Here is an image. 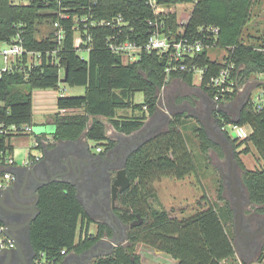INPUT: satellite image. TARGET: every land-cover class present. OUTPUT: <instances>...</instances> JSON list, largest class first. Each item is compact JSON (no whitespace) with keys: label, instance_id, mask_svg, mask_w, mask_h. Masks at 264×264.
<instances>
[{"label":"trees","instance_id":"16d2710c","mask_svg":"<svg viewBox=\"0 0 264 264\" xmlns=\"http://www.w3.org/2000/svg\"><path fill=\"white\" fill-rule=\"evenodd\" d=\"M158 1L176 5L193 3L195 0ZM254 2L255 0H198L184 26L186 34L205 42H209L208 35L212 36L208 27L220 28L216 47L226 50L223 60H213L208 48L186 60L190 66L197 65L206 69L200 87L211 98L216 90L209 85L211 77L231 64V77L236 80L237 87L252 75L261 74V88L264 89V35H244L251 20ZM61 13L69 14V18H62ZM119 14L127 22L123 26L125 31L129 32L130 27L134 26L135 31L131 32V36L136 35L140 42H144L147 37L145 21L154 15L147 0H0V41H10L20 34L27 49L48 52L43 55L39 65L4 72L0 77V166L5 165V160L14 154L15 147L11 139L19 134L11 132V126L33 123L34 91L56 88L61 81L62 68L68 70L66 81L71 86H85L86 92L81 96L58 97V108H66L71 113L62 114L59 111L54 114L56 139H76L86 131L87 137L103 144L106 152L118 143L109 138L106 124L100 117L111 119L118 131L130 134L145 124L144 116L141 114L117 118L119 109L136 112L142 111L146 106L149 115L155 114L159 109L163 88L168 81L166 56L159 52H144L139 59L126 62L106 45L107 37L115 29L107 25H91L92 20H107ZM83 16L88 17L87 29L84 22L79 20ZM56 21H60L64 28L65 36L61 40H58L53 28ZM181 26L175 12L167 15V31L176 33ZM203 28L204 31L201 30ZM78 33L85 38L92 37L88 58L79 55V50L74 45ZM83 46L88 47L87 44ZM23 61L26 62V57ZM171 77L182 78L188 85H194L191 71H175L169 78ZM139 91L144 93L143 103L134 101V96ZM236 96L237 90L227 94L229 100ZM78 108H83L84 112H78ZM189 117L191 116L186 112H175L169 118L162 116L159 121L165 125L131 151L125 166L130 185L119 194L116 213L125 222L138 215L143 219L141 224L130 231L133 243L144 242L157 251L168 253L177 264H222L223 260L232 257L237 251L235 237H231L226 231L216 208L210 204L189 217H173L170 210L160 207L154 187V183L163 178L182 180L197 172L195 153L188 145V136L182 131L185 120ZM213 118L220 127L235 123L250 128L249 136L242 140L233 139L227 132L225 134L235 148L239 166L244 170L242 179L250 201L257 206L256 214L262 216L264 108L258 110L255 100L248 98L235 118L223 109H216ZM196 133L204 154H208L211 149L221 150L209 138L203 125L196 128ZM41 138L42 135L37 136V139ZM248 143L255 145L259 159L263 160L262 167L246 168L239 159L237 148L246 144L242 152L248 153ZM4 172L0 168V176ZM224 191L222 185L219 196L222 199H226ZM76 192L73 184L64 181H54L39 189L40 213L31 223L30 239L38 255L43 252L52 264L62 262L66 252L78 246L77 240L81 234L92 235L89 227L93 220L77 198ZM227 204L233 215L229 201ZM2 225L0 221V226ZM105 231L112 233L107 224L100 222V234ZM261 252L258 260L254 261L255 264H264V243ZM120 253L121 258L124 254ZM124 258L130 257L125 255ZM252 263L244 261L242 264ZM95 264L122 262L118 256H111L101 258Z\"/></svg>","mask_w":264,"mask_h":264},{"label":"rangeland","instance_id":"374dc122","mask_svg":"<svg viewBox=\"0 0 264 264\" xmlns=\"http://www.w3.org/2000/svg\"><path fill=\"white\" fill-rule=\"evenodd\" d=\"M175 13L177 14V21L184 22L187 21L190 15L192 14V10L194 9L193 3H178L173 6ZM46 28H44L45 30ZM259 30V31H258ZM252 34L253 36L264 35V0H255L253 8H252V15L251 20L249 21L248 25L245 28L244 35ZM252 40V39H250ZM254 42V41H253ZM4 44L0 41V48ZM79 55L84 58H88L89 52L87 50H79ZM226 54V50L222 48H215L210 50V56L213 60H223L224 55ZM2 62V58L0 56V64ZM65 76V69L62 68L61 70V81L58 83L56 88H52L51 90L57 92V96L59 95H71V96H81L84 95L86 92L85 86H71L67 81H63ZM263 80V75L261 74H254L250 78H248L243 84L240 85L239 94L235 97L234 100L225 102L224 104L227 105V110L230 114L235 118L238 114L240 107L244 104V102L250 98L257 100V96L260 94L262 88L261 83ZM40 89H36L34 91V97H36V93ZM174 94L184 96V95H192V98L196 99L193 103L190 102H176L174 99ZM203 92L199 83H194V85L190 86L183 82H178L176 84L170 85L166 87L161 95L160 99V106L159 112L157 113L158 116L155 118L153 116H149V112L142 113L141 111H136L134 115H130L131 111L127 109H119L117 111V118H130L139 116L142 114L144 116V121L152 123L154 120H159L162 116H169L174 114L177 111L184 110V106H189L190 111H187L190 114V118H186L185 120V132L188 136V141L191 145V149L194 151L195 162L197 164V172L192 174L185 179L176 180L173 178H163L161 181H156L154 183V187L156 193L160 200V207L168 209L171 211L172 216L182 219L189 217L195 212H197L200 208H207L210 204L213 205L219 215L222 218V221L225 225L226 231L231 237H235L237 234L236 230V223H235V216H234V207L232 204L231 195L229 193V182L225 183L224 174L225 176H229V162L226 154L222 150L218 149H211L208 154H204L201 150L200 139L197 136L196 128L204 126V122L199 119L197 116L198 112L204 117L205 119V112L203 107L201 106L202 99H205L203 96ZM36 98H34L35 101ZM145 99L143 92H136L134 96V101L136 103H143ZM35 103H33V115L34 121L33 123V131L34 133L21 135V136H14L11 139V143L15 148L25 150V154L27 155H34L38 156L42 154V150L39 147L35 146V138L37 135L36 127L39 126V120L41 119V114L36 113ZM194 104V105H192ZM195 107H192V106ZM200 107H196L199 106ZM59 112L60 109L54 108ZM143 110H148V108H144ZM78 112H84L83 108H78ZM55 112V113H56ZM54 113V114H55ZM65 113H71L70 110ZM127 114V115H126ZM161 115V116H160ZM54 119V116L51 117ZM107 122L108 129H112V136L114 137L118 133L114 131L113 123L111 119H105ZM211 126L215 127L216 131L218 132L219 129L216 126L214 120L211 119ZM248 130L250 128L246 126ZM229 135L232 138H235L236 135L233 132L231 127H228ZM213 137V134H211ZM143 138V137H142ZM141 138V139H142ZM238 143V142H237ZM96 145L95 142H92V145ZM232 144V143H231ZM249 145V152H242L246 147V144L237 148L239 152V159L245 164L246 168L249 169H257L263 166V160L259 159L258 151L253 143H248ZM233 146V144H232ZM234 147V146H233ZM27 151V152H26ZM14 155V154H13ZM244 170L241 167H238L237 174L240 179V189L242 192V207H243V215L245 219L250 218L252 215L256 213L255 206L249 199L248 191L246 186L243 182L242 175ZM222 185L224 186V196L226 199L220 198V190ZM229 201L231 208L233 210V215L229 212V207L227 202ZM264 216V214L262 215ZM89 230L91 233H96V224L92 223L90 225ZM124 240H121V242ZM122 251L126 254L133 255L137 258L138 262H133L131 258H124L121 257V253L118 252L115 256H118L121 259L122 264H155V263H162L165 264H176L175 259L169 255L168 253H154V248L144 242H137L132 243L127 248L124 246L120 247ZM130 248V249H128ZM128 255V256H129ZM130 257V256H129ZM258 256H256L255 260H258ZM254 260V261H255ZM222 264H242L243 259L240 257L239 252L232 257L225 259L221 262ZM252 263V262H251ZM252 264H255L253 262Z\"/></svg>","mask_w":264,"mask_h":264},{"label":"flooded vegetation","instance_id":"af4514ba","mask_svg":"<svg viewBox=\"0 0 264 264\" xmlns=\"http://www.w3.org/2000/svg\"><path fill=\"white\" fill-rule=\"evenodd\" d=\"M202 100L201 106L207 118L212 114L214 100L211 97ZM184 107V109L190 111L189 106ZM196 107L199 108L200 105ZM197 116L201 120L204 118L199 112ZM143 132L133 135L128 141H120L114 148L100 154L101 157L99 156L98 158L101 162H95L89 167H82L81 174L78 176L72 175L71 180L78 183L82 193L84 192L83 199L92 214V223L96 224V233H91L89 230L92 235L83 236L81 234L77 240L78 246L67 251L62 262H58L57 264H95L101 258L115 256V254L122 251L120 250L121 246L127 248L129 245H132L133 242L130 239V231L141 224L143 219L138 215L133 220L125 222L118 216L116 213L118 206L117 199L119 194L127 188L123 191L118 190L117 193L114 194L112 184L115 180L117 171L125 165L130 150L141 142L142 137L148 134ZM80 145L82 149L85 150V145ZM66 146L59 147L55 154L69 158L68 153H71L73 150H70V148ZM69 161H71L70 158ZM49 176H51V172H46V174L41 172L37 173L38 180L45 179ZM38 180H33L31 186L27 185V187L36 186ZM22 185L23 180L20 181V186ZM14 209H16V207L8 200H4L2 204L0 203V216L4 218L10 226L8 234H6L9 238H13L14 240V246L0 248V264H52L46 261V259L42 260L31 243L27 224L31 214H16ZM263 219L264 216H258L256 213L248 219L244 218L242 230L237 231L235 236L236 251L237 253L239 252L243 262H254L256 256L259 257L262 253L264 234L254 235V233L260 228ZM100 222L107 224L112 230V233L105 231L103 234H100ZM121 240L124 241L121 242ZM115 242L116 244H114ZM155 252L162 253L154 249V253ZM123 254L124 256L129 255L125 252H123ZM129 256L133 262H138L135 256L132 254ZM155 264L165 263L158 262Z\"/></svg>","mask_w":264,"mask_h":264},{"label":"built area","instance_id":"2783aa9c","mask_svg":"<svg viewBox=\"0 0 264 264\" xmlns=\"http://www.w3.org/2000/svg\"><path fill=\"white\" fill-rule=\"evenodd\" d=\"M197 1L198 0H195L193 4L195 5ZM147 2L152 6L154 15L145 21L147 37L144 42H140L138 36L136 35L131 36V32L135 31L134 26L130 27L129 32L125 31L123 26L127 25V22L121 14L107 20H92L91 25H107L115 29L113 34L107 37L106 45L110 51L121 55L126 62L139 59L144 52H159L164 54L167 58V80H169L172 72L191 71L193 72V82L201 85L206 69L197 65L190 66L186 63V60L206 48H208L209 51L211 49L218 48L216 47V37L219 35L220 28L218 26H210L207 28V30L211 32L212 36H214L212 37L211 35H208L209 37L207 40L209 42H205L203 39L185 33L184 26L188 23L190 17L187 21L179 22L182 26L178 32L173 33L170 30L167 31V15L175 12V10H173V6L175 5H166L158 0H147ZM60 16L64 19L69 18V14L67 13H61ZM79 20L84 22V26L87 29L88 23L86 21L88 20V17L83 16L79 18ZM53 28H55L56 37L58 40H61L65 36V32L62 24H60V21L54 22ZM201 30L204 31V28ZM212 40L213 42L210 43ZM2 43L4 45L0 48V56L2 58V62L0 64V77L4 72L24 70L34 65H39L42 62L43 55L48 54V52L43 53L41 51L27 49L24 39L20 34L12 40ZM84 44H87L88 47H84ZM74 45L78 50H87L89 52L92 47V37L88 36L85 38L78 33L75 37ZM24 57H26V62L23 61ZM224 61L226 62V58ZM231 67H233V64L221 69L217 75L211 77L209 85L216 89L215 95L212 99L218 106L225 102L232 101L227 98V94L236 90L237 94H239L240 87H237L236 80L231 77ZM40 90L46 91L49 89ZM59 96L63 95L61 94ZM255 103L258 110L264 108V89H262L260 94L257 96ZM60 111L67 112L68 110L66 108H61ZM228 127H231L236 135L233 139L242 140L247 138L250 134V130L247 129L246 125H239L235 123H227L223 125V131L229 134ZM11 132L19 134L18 136L34 133L33 124L26 123L20 126L13 125L11 126ZM35 136V146L38 147L41 145V142L44 141L37 139L38 134ZM102 150L103 148L101 146L97 148V151L99 152ZM38 160H40V157H35L34 159L27 158L22 160L21 165H34ZM16 163L17 161L13 155L9 156L5 160V165H14ZM15 181L16 176L5 170L4 174L0 176V190L7 188ZM82 235L85 236V233ZM12 246H14V240L7 236L5 227L3 225L0 226V248ZM40 257L42 260L46 259V261L51 263L43 252L40 254Z\"/></svg>","mask_w":264,"mask_h":264},{"label":"water","instance_id":"95a60500","mask_svg":"<svg viewBox=\"0 0 264 264\" xmlns=\"http://www.w3.org/2000/svg\"><path fill=\"white\" fill-rule=\"evenodd\" d=\"M67 72L68 70L65 69V76L63 78V81H66L67 79ZM216 109H222V106L221 105L218 106L214 102L212 114H210L207 118L202 119V121L204 122V128L206 129L209 138L222 148V150L224 151V153L228 158L229 176L227 177L224 174V179H225V183L229 182L228 185L229 193L231 195L232 204L235 211L234 218L236 223V230L240 231L243 228V221H244L243 207H242V192L239 186L240 179L237 174V169L240 166L237 161L235 148L232 146L230 140L226 136L222 127H220L217 124L216 126L219 129V131L217 132L215 127L211 126V119L213 118V112ZM55 127L56 126L54 125H39L36 127V131L38 135L43 136L50 133H54ZM144 127L145 126L143 125L137 131H143ZM211 134H213V137L211 136ZM85 150L88 155H82L81 157H78V159H76L75 162H74L75 158L69 157L71 159V161H69V158L56 154L54 156V159L48 165L49 170L51 172V176L45 179H41V180L37 179V173L39 169L33 165L24 166V167H15L13 169L6 170L13 173L16 176V181L7 188L0 190V203L2 204L4 200L5 201L8 200L11 202L12 205L16 207V209H14V212L16 214L30 213L31 217L29 218L27 223L30 233L31 223L34 219L37 218V216L40 213V209L38 206L40 200V194H39L40 187L54 181H64V182H69L76 187L77 198L82 202L86 211L88 212L89 209L83 199L84 192L82 193L79 184L71 180V177L72 175H76V176L80 175L82 171L81 170L82 167L84 166L89 167L93 165L95 162H101L100 159L98 158L99 156L101 157V155L99 153L98 155H95L91 151V145L89 143H86ZM131 151L132 149L130 150L129 154L131 153ZM125 166L126 163L116 173L115 180L112 184V189L114 191V194H116L118 190L123 191L124 189L128 188L130 185V179L128 177ZM21 180H23L22 186H20ZM33 180L35 181L38 180V184L33 187H27V185L31 186V182ZM0 221L5 227V232L8 234V230L10 229L8 222L1 216H0ZM259 234H264V219L261 221L260 228L256 230L254 233V235H259ZM114 244H116V242Z\"/></svg>","mask_w":264,"mask_h":264},{"label":"crops","instance_id":"0c3cea01","mask_svg":"<svg viewBox=\"0 0 264 264\" xmlns=\"http://www.w3.org/2000/svg\"><path fill=\"white\" fill-rule=\"evenodd\" d=\"M178 82H180V83L183 82V83L187 84L182 78L171 77V78H169V80L165 84V87L163 88V90L166 87H168L170 85H173V84H176ZM201 90H202V92L204 94L202 96V98L203 97L205 99L206 98H210L209 95L202 88H201ZM56 94H57V92H53L51 89L46 90V91L39 90L36 93V97H34L36 99H35V101L33 100V103H35L34 105H35V108H36L35 109L36 113L41 114V119L39 120V124L40 125H54V126H56L55 123H54V119L51 118V117L54 116V113L57 111V110L54 109V108H57V98H58V96ZM174 99H175L176 102H182V103L183 102H190V103H193L194 100L196 99V97L192 98V95H189V96L184 95V96L180 97V95L178 96L177 94L176 95L174 94ZM192 105H194V104H192ZM221 106H222L223 110H226L227 112H229L227 110V105L226 104L223 103V104H221ZM192 107H195V106H192ZM144 108L147 109L146 106ZM73 111H76V110H73ZM186 111L187 110L184 109V110L177 111V112H184L185 113ZM141 112H147L148 113L149 111L148 110H142ZM158 112H159V109L155 112V114L149 115V116H153L155 118L156 116H158V114H157ZM132 113H135V112L131 111V114ZM188 115H190V114H188ZM100 119L106 124V133L109 136V138L116 140L118 144L120 143V141H124L125 142V141L130 140V138L133 137V135H135V134H137L139 132L142 133L144 131V132H146L148 134H146L142 138V141L139 143V145H140L146 139L151 137L161 126L165 125V124H160L161 122L159 120H154L152 123L150 122V125L146 121L145 124H144L145 127H144L143 131H134L135 133L132 132L130 134H127V133H124V132H120L115 127H113L114 131L118 133L117 135H115L113 137L111 135L112 134V129H108V127H107V122L105 120L107 118L106 117H100ZM212 120H214V118H212ZM90 121L92 122V117L90 118ZM214 122H215V120H214ZM33 123H36V121H34V115H33ZM215 124L217 125L216 122H215ZM184 129L185 128H184V125H183L182 131L185 134L186 132H185ZM55 130H56V127H55ZM41 140L44 141V142H41V145L38 146V147L42 150V154H40L38 156H34V155H31V154L27 155V153H28L27 151H26L27 153L25 154V150L15 148L13 156L15 157L17 163L14 164V165H1L0 168L3 169V170H9V169H13L15 167H24L26 165H21L22 160L27 159V158L34 159L35 157H40V160L36 161L33 166H35V167H37L39 169L38 173H40V172L43 173V174H46V172L50 173L48 165L54 159V156L56 155L55 152L59 149V147L66 146V144H67L66 147H69L70 150H73L71 153H68L69 157L75 158V160L78 159V157H81L83 154H87L86 150L82 149L80 144H83V146H84V145H86V143H89L91 145V151L94 154H98V153L99 154H103V153H105L104 152L105 146L103 144L99 143V142H96L94 140L89 139L87 137L86 131L83 132L76 139H56L54 137V133H50V134H47V135H43ZM92 142H95L96 145H94V144L92 145ZM188 145L191 148V145H190L189 141H188ZM99 146H101L103 148V150H102L103 152L102 151H100V152L97 151V148ZM136 147H133L132 150L134 148H136ZM28 166H30V165H28ZM88 214L90 216L92 215L90 213V211H88Z\"/></svg>","mask_w":264,"mask_h":264}]
</instances>
